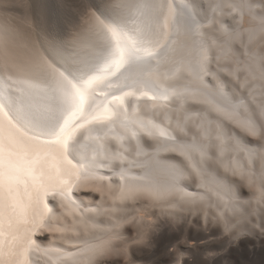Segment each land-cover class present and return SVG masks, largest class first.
Returning a JSON list of instances; mask_svg holds the SVG:
<instances>
[{"label":"bare ground","instance_id":"1","mask_svg":"<svg viewBox=\"0 0 264 264\" xmlns=\"http://www.w3.org/2000/svg\"><path fill=\"white\" fill-rule=\"evenodd\" d=\"M13 1L0 0V264H77L102 243L127 259L90 264H135L163 218L264 249V0H103L73 34L45 36L59 43Z\"/></svg>","mask_w":264,"mask_h":264},{"label":"rangeland","instance_id":"2","mask_svg":"<svg viewBox=\"0 0 264 264\" xmlns=\"http://www.w3.org/2000/svg\"><path fill=\"white\" fill-rule=\"evenodd\" d=\"M19 1L14 0L10 5L5 6L10 9H15L16 12L20 8ZM29 2L31 5H28L26 12L32 16V19L34 18L38 35L49 43L59 42L47 40L45 36L49 39L58 38L64 37L67 33L70 35L75 32L77 28L75 22L83 5L95 7L100 6L101 3L103 4V0H30ZM74 24L75 26H72ZM163 220H165L166 227L163 226V231L159 230L155 233L154 246L152 244L151 246L141 247L140 249H134L132 251V258L134 257V261L136 260L135 264H171L178 257L182 260L181 264H264V249L259 248L260 250H255L248 243L235 249L233 245L227 244L230 240H234L233 233H225L222 236L220 231H217L215 227H211V230L207 234H204L203 231L199 232V230H202L201 227L198 226L197 228V225L189 221L188 218H181V221L176 223L167 220V218H163L160 221ZM159 222L158 224L163 223ZM195 225L196 227H194ZM247 229L249 230V228ZM226 237L227 240H225ZM188 245L191 246L188 247ZM147 250L149 251L147 252ZM157 255L160 257L158 258Z\"/></svg>","mask_w":264,"mask_h":264},{"label":"snow or ice","instance_id":"3","mask_svg":"<svg viewBox=\"0 0 264 264\" xmlns=\"http://www.w3.org/2000/svg\"><path fill=\"white\" fill-rule=\"evenodd\" d=\"M248 132L251 136L257 137L261 135V132L259 129L253 128L251 126L248 127ZM187 156V153H185ZM190 159V157H188ZM184 197H187L190 201L194 198L192 197L191 193H182ZM76 211V209L71 208L69 206L68 214L71 215L72 212ZM123 254L125 259H127V252L121 253L120 250L115 249L112 247L109 243H102L96 246L89 247L83 252L79 254H74V256L82 257V259H78L77 264H90V262L98 257H106V256H119Z\"/></svg>","mask_w":264,"mask_h":264},{"label":"water","instance_id":"4","mask_svg":"<svg viewBox=\"0 0 264 264\" xmlns=\"http://www.w3.org/2000/svg\"><path fill=\"white\" fill-rule=\"evenodd\" d=\"M108 43V46H107V51L110 50L111 48V42L110 40L108 39L107 41ZM159 53V50H154V49H151L148 54H147V58H152L154 56H156L157 54ZM119 72V71H118ZM55 83H56V77L53 76L52 74H49V76L46 78V85H48V87H53L55 86ZM108 97L106 98V100H110L113 96L111 94H108L107 95ZM142 102L146 103L147 105H150V102L148 100H141ZM81 116L75 118L73 120V126H76L77 124H79L81 121ZM32 245L34 248V250H30L29 254H28V258H32V259H35V260H39L40 259V251H39V241H44L46 240L47 236L46 235H39V234H34L32 235Z\"/></svg>","mask_w":264,"mask_h":264}]
</instances>
